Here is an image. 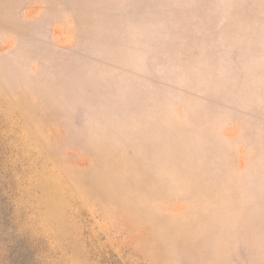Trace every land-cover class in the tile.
<instances>
[{"label": "rangeland", "instance_id": "obj_1", "mask_svg": "<svg viewBox=\"0 0 264 264\" xmlns=\"http://www.w3.org/2000/svg\"><path fill=\"white\" fill-rule=\"evenodd\" d=\"M0 264H264V0H0Z\"/></svg>", "mask_w": 264, "mask_h": 264}]
</instances>
